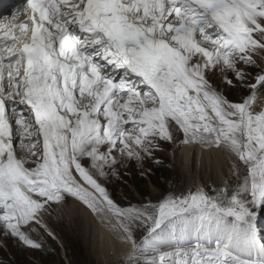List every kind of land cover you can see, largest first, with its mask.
Masks as SVG:
<instances>
[{"label": "snow or ice", "instance_id": "6c2138e0", "mask_svg": "<svg viewBox=\"0 0 264 264\" xmlns=\"http://www.w3.org/2000/svg\"><path fill=\"white\" fill-rule=\"evenodd\" d=\"M0 16V235L42 249L32 233L55 238L44 217L71 201L128 249L119 264H264V0H0ZM162 144L198 147L197 166L226 153L229 178L122 206L106 184Z\"/></svg>", "mask_w": 264, "mask_h": 264}, {"label": "rangeland", "instance_id": "374dc122", "mask_svg": "<svg viewBox=\"0 0 264 264\" xmlns=\"http://www.w3.org/2000/svg\"><path fill=\"white\" fill-rule=\"evenodd\" d=\"M254 59L257 60L258 64L264 66V52L254 55ZM246 71L252 73L248 79L250 82H254V74L258 69L246 68ZM209 79L218 88L221 86L219 73L210 75ZM227 94L230 100L238 101L241 95H247L248 92L239 89H229L227 90ZM259 96L264 97V89L259 90ZM180 147L181 145L176 147L171 144H162V150L154 153L159 164H156L153 160L146 159L142 168H138L134 161L129 162L126 170L120 168L121 178L119 180L110 178V182L106 184L113 198L116 199V196H121L127 205L129 203L145 202L146 200L155 202L170 187L175 186L177 191H184L187 190L194 179L203 182L202 178L197 174L194 176L195 172H193V169L185 170L182 168L179 159L180 154L177 153ZM228 167H230V162L228 163ZM125 172H127V175H125ZM165 172L169 175L164 174ZM227 178H229L228 175ZM203 183L222 184L221 181L217 182L213 179L205 180ZM138 190L144 193L145 197H142ZM71 203L69 202V207L75 206L79 214L77 212L72 214L67 207L56 210L54 208L51 216L46 215L44 217V220L46 219L44 223L57 236L60 241L59 244H56L51 237L47 236L43 229L32 233V238L43 245L42 249L39 250L24 247L16 240L11 238L5 239L0 235V264H41L47 254H49L51 260L53 259L54 264H102L98 258L94 257L91 251L94 249V245L92 246V240L89 241L90 236L86 234L83 228L84 225L79 226V223L74 221L80 215L79 219L84 223V217L81 220V215L84 216L82 211L84 213L87 210L83 209L79 204L77 206V203H73L72 205ZM79 208L81 210L78 211ZM75 215L77 216L74 217Z\"/></svg>", "mask_w": 264, "mask_h": 264}, {"label": "bare ground", "instance_id": "6f19581e", "mask_svg": "<svg viewBox=\"0 0 264 264\" xmlns=\"http://www.w3.org/2000/svg\"><path fill=\"white\" fill-rule=\"evenodd\" d=\"M263 103H264V97L259 96L256 100L255 105H254L255 110L259 111L261 109V106ZM177 153L180 154L179 159L181 161L182 168L185 170H189L190 168H191V170L193 169V172H195L194 176H196V174H197L199 177L202 178L203 182L205 180H208V179H213L217 182L218 181L223 182V180L227 178L228 169H229V167H228L229 159H228L226 153L217 152V151H204L202 154L203 158H202V165L201 166H197V163H196V156L200 153V149L198 147L197 148H189L188 146L181 145V147L179 148ZM72 204H73V202L71 203V205ZM77 206H78V204H77ZM67 209H69L72 214L74 212H77L75 206L74 207H72V206L67 207ZM79 210H81V209L79 208L78 211ZM59 212H61V211L59 210ZM68 213H69V211H68ZM82 214H84V216L81 215L82 216L81 220H83L82 218L84 217V223L82 221H80V219H79L80 215H78V217L76 219H74V221L78 222L79 226L84 225L83 228L86 231V234H88L90 236V239L89 238L88 239H89V241L92 240V246L94 245V249L91 248L92 249L91 251L93 252L94 257L96 259L98 258L99 262H101L102 264H106V263L107 264H119L117 254L118 253L119 254H126L128 249L125 248L124 246L116 243L111 238L110 234L108 232H106L104 229H102L97 224L96 220L91 216V214L88 211H86L84 213L82 211ZM76 216L77 215H75L74 217H76ZM50 231H52V230H50ZM52 233H53V231H52ZM45 234H47V233L45 232ZM53 235L55 238H53V237H51V238L56 242V244H59V242H60L59 239L57 238V236L54 233H53Z\"/></svg>", "mask_w": 264, "mask_h": 264}, {"label": "trees", "instance_id": "16d2710c", "mask_svg": "<svg viewBox=\"0 0 264 264\" xmlns=\"http://www.w3.org/2000/svg\"><path fill=\"white\" fill-rule=\"evenodd\" d=\"M164 167V166H163ZM162 170H164V169H162ZM164 174H167V175H169L168 173H164ZM154 183V182H153ZM146 190H147V188H146ZM138 192H139V194L142 196V197H145L144 196V193H142L141 191H139L138 190ZM116 201L118 202V203H120L122 206H127V204L125 203V201L122 199V197L121 196H116ZM41 264H54L53 263V259L51 260V257L49 256V254H47V255H45V257H44V260H43V263H41ZM78 264H86V263H78Z\"/></svg>", "mask_w": 264, "mask_h": 264}, {"label": "water", "instance_id": "95a60500", "mask_svg": "<svg viewBox=\"0 0 264 264\" xmlns=\"http://www.w3.org/2000/svg\"><path fill=\"white\" fill-rule=\"evenodd\" d=\"M261 107H264V103L262 104V106Z\"/></svg>", "mask_w": 264, "mask_h": 264}]
</instances>
